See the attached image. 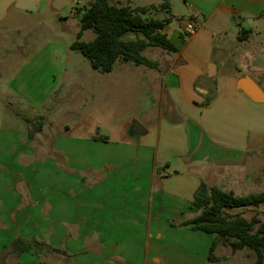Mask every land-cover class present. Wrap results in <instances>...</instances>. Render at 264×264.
<instances>
[{
    "label": "crops",
    "instance_id": "0c3cea01",
    "mask_svg": "<svg viewBox=\"0 0 264 264\" xmlns=\"http://www.w3.org/2000/svg\"><path fill=\"white\" fill-rule=\"evenodd\" d=\"M166 1L168 7L164 4V9L154 11V18L181 17L176 29V40L168 35V24L163 28L178 50H161L158 59H153L145 55L153 47L144 48L141 53L157 62L155 68L136 64L132 67L131 61L121 59L113 66V69L116 67L121 73L128 70L137 72L143 69L142 66L145 67L141 74L149 88V98L152 102L151 91L158 92L160 107L166 110L161 111L151 127L144 128L142 135H148L143 142L144 152L117 151L108 157L111 160H100L110 161L108 167L103 162L92 164L87 170L88 176H98L101 183L111 179L117 195L111 194L104 201L95 198V203L91 204H88L90 201L86 197L80 198L77 203L81 207L77 209L78 215L74 214L76 211L70 198L64 197L61 201L59 191H52V195L47 198L49 206L45 226L40 223L42 210H39L38 199L33 198L34 204L32 201L29 207L20 208V202L15 200V195L9 194L6 197L0 192V236L5 234L8 244L20 237L25 240H38L48 248L41 257L32 251L14 255L18 260L24 259L20 264H134V252L139 253L140 264L221 262L207 260L212 234L206 233L207 236L202 234L203 231L192 230L189 226L180 224L198 213L190 209L189 205L200 182L220 189L221 183L231 182V165L244 163L249 154V134L261 132L246 130L240 124L244 112L253 120L258 104L264 101L252 100L239 88V82L244 77H250L261 89L264 85V0ZM52 2L53 0H0V27L24 30V33L28 30V34L34 35L40 11L49 9ZM139 2L127 0L131 7L161 3L160 0L148 4ZM187 19L198 24V29L191 35H185L182 31ZM242 30L248 32L241 33ZM137 37H141V34L129 32L124 39ZM40 57L30 52L19 60V70L15 76L16 87H12V84L8 88L0 85V108L17 104L20 110L30 109L27 115L16 110L11 114L18 123L13 131L14 138L21 143L6 150L14 158L15 164L11 166V171L5 169V172L16 174L11 176L15 183L22 179L21 171L24 168H32L33 161L28 158L35 156L37 161L39 158L36 155L38 148L32 144L39 133L33 139L28 138L25 118L44 116L40 111V104L43 101L44 104L48 103L50 99V87L47 84L40 87L38 79L39 70L43 66ZM1 75L0 70V83H3ZM211 109L216 110L213 111V116L223 128L219 135L207 133L209 128L213 131L215 129L208 116H204ZM229 123H233V126ZM254 145L257 146V143ZM33 147L37 149L36 152ZM76 163L79 164L78 168L86 169V163ZM59 178L64 179L62 176ZM80 180L78 175L68 178L66 176L64 193H83L87 185L84 187L78 184ZM54 182L53 180L49 187H54ZM5 185L4 179L0 177V189L4 190ZM26 187L27 190L30 188ZM177 203L180 207L173 210L171 205ZM90 205L96 207L94 219L97 225L92 227L93 231L87 232L93 222L87 227L86 206ZM106 205L126 207H116L110 209V212L100 213V207ZM137 205L144 206V209L136 208ZM173 215L180 217L175 226L169 221V217ZM93 234L98 235L103 249L85 258L82 255V252L86 253L83 238ZM168 234L178 237L179 240L175 243L166 242ZM73 237L76 239L73 240ZM135 237H143L142 250L130 249ZM183 238L187 243L183 242ZM201 239L202 243L198 246L192 244L200 242ZM93 246L91 244L92 248ZM53 248L64 251L66 255L53 251ZM79 252L80 257L67 260L69 255L74 256ZM122 252L126 256L119 255Z\"/></svg>",
    "mask_w": 264,
    "mask_h": 264
},
{
    "label": "rangeland",
    "instance_id": "374dc122",
    "mask_svg": "<svg viewBox=\"0 0 264 264\" xmlns=\"http://www.w3.org/2000/svg\"><path fill=\"white\" fill-rule=\"evenodd\" d=\"M90 1L71 0L70 5L58 10L52 6L46 10L43 9V11H40L38 26L34 35L33 33L28 34V30L24 33V30L17 31L15 28L0 27V70L2 71L1 79L3 80L0 85L8 88L9 84H12V87H16L15 76L19 70V60L26 57L28 53L33 52V54L41 56L40 60L43 64L38 73L40 87L47 84L51 89L48 103L44 104L43 101L42 105L40 104V111L44 113V116H42L44 128L36 137L35 142L32 143L33 146L38 148L37 151L33 147V150L37 151L36 155L39 156V158L37 157L38 161L35 160V156L28 158L33 161L31 162L32 168H24L21 171L22 179L16 183L12 182L11 178L16 174L5 172V169L11 171V166L15 164L14 158L7 154L6 150L10 146L14 147L21 143L14 138L13 131L18 127V123L11 114L16 110L18 113L27 115L30 109L20 110L17 104L13 107L0 108V177L4 179L5 189L8 188L6 189L7 192L5 189H0V192L6 197L9 194L10 196L15 195V200L20 202V208L22 206V208L29 207L32 201L33 204L35 203L33 198L38 199L40 203L39 210H42L40 211L42 226L47 224L45 216L47 206H49L47 203L48 195L50 197L55 191L60 193L59 200L62 201L64 197L72 200L74 203L73 209L76 211L74 214L77 215L79 214L77 209L81 208L77 204L80 198L86 197L90 201L88 204H91L95 203V198H101L104 201L111 194L117 195L115 192L116 187L113 186L111 179L101 183L98 176L91 175L89 177L87 170H89V167L91 168L92 164L96 165L102 162L105 167H108L111 164L110 161H107L111 160L108 157L117 151L132 152L138 150L140 153L144 152L143 142L148 135L130 133L133 122H138L143 128L151 127L157 121L161 111H166L165 108L161 109L160 107L158 92L152 90L151 98L153 101L151 102L149 98V88L142 76L145 67L142 66L143 69L137 72L128 70L121 73L116 67L110 72H102L93 69L89 60L80 51L70 48L71 43L77 39V32L80 30V18L77 11L88 6ZM120 1V3H117L115 0H109L112 4L128 5L127 0ZM139 1V3L148 4L157 3L158 0ZM41 7L42 5H40ZM154 15L155 12L153 11L151 16ZM163 15L162 12L161 16ZM146 16L151 17L149 14H146ZM180 19V16H176L168 22L167 33L172 40L177 39L176 29H178V20ZM94 37V31L86 29L82 32L79 40L89 41ZM161 50L163 49L160 47H153L147 50L145 55L158 59ZM131 64L133 67L134 63L131 62ZM262 90L264 91V85ZM258 106L254 111L255 114L253 113V120L246 116L247 112L246 114L244 112L243 117L241 115L240 118V124L246 130L261 131L249 134L251 145L247 158L244 163L239 162L237 165H231V182L221 183L217 181V183H221L222 189L233 191L237 195L264 190V102L258 104ZM214 110L211 109L204 115L208 116L211 123L215 125L214 131L209 128L207 133L219 135L223 128L216 122L213 116ZM230 113L233 114V112ZM38 116L41 115H34L32 118L36 119ZM215 116L219 117L217 114ZM228 119H231V116H228ZM229 124L233 126V123ZM255 143H257V146L254 145ZM105 158H108L106 162H104ZM102 159L104 161L100 162ZM75 161L82 162L81 165L86 163V169L78 168L79 164ZM73 163L77 166L72 165ZM144 164H147V162H144ZM12 171H14V167ZM71 175H78L81 178L78 184L84 187L87 185L83 193L79 194L78 191L70 192L67 195L64 193V179L66 176L68 178ZM59 176L64 179L62 180ZM53 180L55 181L54 187H49ZM26 186L30 188L27 190ZM112 187L114 188L112 189ZM179 205L178 203L172 204L171 208L173 210L177 209L180 207ZM116 207L121 209V207L125 208L126 205L101 206L98 211L106 213ZM135 207L144 209L142 205ZM95 208V205L86 206L87 227L93 221L90 229L86 230L87 232L93 231L92 227L97 225L94 219ZM256 210L258 212L263 211L264 204H261L257 209L241 211L249 217ZM259 216H262V214H259ZM52 217L53 215H51ZM179 218V216L173 215L169 217V221L175 226ZM98 225L100 224L98 223ZM58 228L61 230V227ZM202 234L206 233L203 232ZM170 235L168 234L166 242L175 243L179 240L178 237L175 238L176 236ZM72 239L75 240L76 238L73 237ZM83 239H85L83 248L86 253L82 252V255L85 258L103 249L98 235L93 234V236H86ZM182 240L187 243L185 238ZM202 240L192 242V244L198 246L202 243ZM120 241H122L121 238ZM91 244L94 245L93 248ZM9 247L10 244H8L6 235L0 236V264ZM142 248L143 237L133 238V245L130 249L139 251ZM215 253L221 257L219 264H252L256 256L253 249L245 247L231 251L228 245L222 244H218ZM37 254L40 257L44 256L42 252ZM119 255L126 256L123 252ZM74 257H80V252L74 256L69 255L67 260L72 261ZM3 259V264H17L22 263L24 260H18L16 256L11 254L7 255L6 258L3 257ZM132 260L134 264H140L141 258L138 252L132 253Z\"/></svg>",
    "mask_w": 264,
    "mask_h": 264
},
{
    "label": "trees",
    "instance_id": "16d2710c",
    "mask_svg": "<svg viewBox=\"0 0 264 264\" xmlns=\"http://www.w3.org/2000/svg\"><path fill=\"white\" fill-rule=\"evenodd\" d=\"M164 4L168 7L166 0L159 5L135 7L112 4L109 0H91L88 6L77 11L80 18V30L70 48L80 51L89 60L93 69L102 72H110L119 59L155 68L157 62L141 53L144 48L160 47L167 52L178 50L163 31L170 18L158 19L151 16L153 11L159 8L164 9ZM146 14L151 17H147ZM86 29H92L95 37L89 41L79 40ZM129 32L140 33L141 37L124 39ZM244 32L248 30L241 31V33ZM42 119V116L36 119L25 118V122L29 125L27 127L29 139H33L42 131ZM261 204H264V190L237 195L233 191H224L215 185L201 181L189 205L190 209L198 213L184 220L180 225H187L192 230L213 235L207 254V260L210 262L221 260L215 250L218 244H222L228 245L231 251L245 247L253 249L256 256L252 264H264V210L261 212L256 210L249 217L241 211L257 209ZM47 249V245L43 242L17 237L3 257L6 258L9 254L19 256L28 251L44 254ZM53 251L66 255L64 251L58 249L53 248ZM3 257L1 264H3Z\"/></svg>",
    "mask_w": 264,
    "mask_h": 264
},
{
    "label": "water",
    "instance_id": "95a60500",
    "mask_svg": "<svg viewBox=\"0 0 264 264\" xmlns=\"http://www.w3.org/2000/svg\"><path fill=\"white\" fill-rule=\"evenodd\" d=\"M66 5H70V0H53L52 7L60 9ZM239 88L256 102L264 101V92L250 77H244L239 82ZM145 129L138 123L133 122L130 133L143 134Z\"/></svg>",
    "mask_w": 264,
    "mask_h": 264
},
{
    "label": "built area",
    "instance_id": "2783aa9c",
    "mask_svg": "<svg viewBox=\"0 0 264 264\" xmlns=\"http://www.w3.org/2000/svg\"><path fill=\"white\" fill-rule=\"evenodd\" d=\"M198 29V24L190 19L185 20L182 31L185 35H191Z\"/></svg>",
    "mask_w": 264,
    "mask_h": 264
}]
</instances>
